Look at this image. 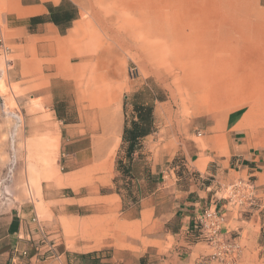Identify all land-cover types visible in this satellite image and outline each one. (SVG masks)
Wrapping results in <instances>:
<instances>
[{"label": "rangeland", "instance_id": "374dc122", "mask_svg": "<svg viewBox=\"0 0 264 264\" xmlns=\"http://www.w3.org/2000/svg\"><path fill=\"white\" fill-rule=\"evenodd\" d=\"M84 1L0 0L11 48L9 55L0 51V219L20 211L19 239L41 259L93 249L121 264L124 256L154 257L174 241L171 224L160 213L182 197L161 188L152 201L156 213L138 219L158 162L174 168L169 181L174 185L177 179L184 187L216 181L213 191L228 198L236 212L264 209V114H256L264 113V0H142L141 8L126 10L112 0ZM52 9L67 11L74 21L56 26L32 20L42 15L40 21H48ZM227 28L238 36L233 45L205 43ZM189 41L194 42L185 46ZM91 56L106 59L96 62ZM223 59L231 60L240 76L251 74L236 95L215 106L188 91L185 79L218 72ZM105 92L118 96L120 140L112 149V167L98 165L88 173L83 162L88 149L65 146L81 136L90 145L92 126L80 117L78 97L88 104ZM238 106L243 108L236 146L244 150L234 154L226 119ZM143 107L151 108L149 134L129 155L124 130L140 121ZM251 155L257 172H240ZM201 158L210 162L207 170L198 168ZM64 177L78 186H59ZM99 225L105 228H94ZM100 231V239H89ZM259 248L257 254L263 253ZM242 253L240 264H264L257 256L245 260Z\"/></svg>", "mask_w": 264, "mask_h": 264}, {"label": "crops", "instance_id": "0c3cea01", "mask_svg": "<svg viewBox=\"0 0 264 264\" xmlns=\"http://www.w3.org/2000/svg\"><path fill=\"white\" fill-rule=\"evenodd\" d=\"M21 14L25 15L24 13ZM71 21L74 20L72 19ZM47 23L55 24L48 20L39 21L38 25ZM90 59L96 60V62H104L106 58L102 60L101 57L98 59V57L91 56ZM81 61L86 62V58L81 59ZM90 80L95 81L93 77ZM84 101L82 97H78V110L82 120L88 121L92 126L91 143L90 145H85L84 140L86 136H81L79 138L68 139L66 143L68 146L65 147L73 151H86L88 149L87 153L83 156V162L87 165L85 171L95 173L98 170V165L112 167L113 164L112 149L116 148L114 145L115 141L119 142L120 140L118 96L115 95L110 98L105 92L100 97L97 95L92 96L88 104H84ZM104 103H107L108 107H105ZM240 108H243V106L230 109L226 119V129L229 133L234 154L243 152L244 150L236 146V139L239 133L237 127H239L241 119L240 112L238 111ZM260 112L262 110L256 112L257 118L259 115L264 114ZM257 131L262 134L261 129H257ZM77 144L80 146L77 147ZM250 158L251 163L244 164L242 162L239 165L240 172L250 171L251 174L257 172L259 168L257 158L252 155ZM209 163L208 160L201 158L198 162V168H205L207 170ZM157 165H159L158 171H152L153 175L149 177L150 179H147L153 191L142 199V207L140 208L138 219L151 211L156 213L158 207L152 201L160 197L158 191L161 188H164L162 189L164 194L176 192L177 197L182 196L179 201L170 205V208L173 206L172 209H166L160 213L164 218L163 222L171 224L169 232L170 235L174 236V241L164 253H156L157 255L154 257L147 255V253H141L136 258L124 256L119 258L122 264H229L230 261L227 257L224 259L213 258V245L205 239H198L195 236L197 220L202 216L204 209L208 207L216 208L223 217L218 245L228 247L231 244H238L240 246L239 253H241L242 249V256L246 253L243 256L245 260L248 258L255 259L256 256L264 260V252L257 254V249H260V245L264 248V240L260 238V231L264 228L263 208L236 212L232 206V202L228 198L218 196V191H213L216 181L208 184L197 180V182H191L184 187L178 185L177 179V183L174 185L175 182H169L174 179V168L170 164L165 166V164H160L159 162ZM75 177L77 176L74 175V179H76ZM74 179L72 177H64L63 181L56 182L61 187L76 186ZM161 179L164 180L161 181ZM83 185L85 184L83 183ZM19 216L20 211L19 213L11 212L5 218L0 219L7 220L0 225V264H121L119 261H116L114 256H109L106 252L101 251L102 249L68 250L54 257L38 258L36 254H33V251L27 248V244L19 239L23 233L22 220ZM98 227L105 228V225L95 226L94 228L98 229ZM101 233L102 231L98 232L96 237L94 235L89 239H100L103 234ZM242 256L240 258L243 259Z\"/></svg>", "mask_w": 264, "mask_h": 264}, {"label": "bare ground", "instance_id": "6f19581e", "mask_svg": "<svg viewBox=\"0 0 264 264\" xmlns=\"http://www.w3.org/2000/svg\"><path fill=\"white\" fill-rule=\"evenodd\" d=\"M82 1L85 2L84 0ZM112 1L116 3L115 7L119 10H126L133 6L136 8H141L142 6V0H122L121 4H118L117 0ZM233 31L234 28L223 29L222 31H219V33L215 36L209 35L206 38L207 40L205 41V43L210 46L216 44L219 45L220 43L221 45L225 44L226 46H228L229 44L233 45L238 39V36H236ZM190 42L194 41L186 42L185 46H190ZM234 66L235 64L231 60L228 61L226 59H223L222 63L219 65L218 72L208 73L206 76H203L202 79L199 78L198 80L191 81L185 79V81L188 83L187 90L191 91L192 93H196V96L200 99H203L204 101H215L214 105L218 106V104H220L223 99L236 95L237 92L240 91V88H242V86L245 84V78H247V76L251 74H243L244 76H240ZM226 73H228V75ZM227 76H229V78L221 83L220 86L212 85L213 83H216L217 80H221L222 78H226ZM104 104L105 107H108L107 103ZM249 106L251 108L255 105L249 103Z\"/></svg>", "mask_w": 264, "mask_h": 264}, {"label": "built area", "instance_id": "2783aa9c", "mask_svg": "<svg viewBox=\"0 0 264 264\" xmlns=\"http://www.w3.org/2000/svg\"><path fill=\"white\" fill-rule=\"evenodd\" d=\"M4 16L0 12V51L6 55L11 52L10 46L7 44L3 34ZM11 61V60H10ZM223 221L222 214L214 207L204 209L202 216L197 220L195 228V236L198 239H205L214 247L213 258H229V264H240L238 261L240 246L231 244L228 247L218 245L221 234V224Z\"/></svg>", "mask_w": 264, "mask_h": 264}, {"label": "trees", "instance_id": "16d2710c", "mask_svg": "<svg viewBox=\"0 0 264 264\" xmlns=\"http://www.w3.org/2000/svg\"><path fill=\"white\" fill-rule=\"evenodd\" d=\"M43 18V16L33 17L32 20H38ZM51 22H54L56 25L62 26L67 25L72 20V17L67 11H55L52 9V15L48 17ZM144 113L140 115V121H134L132 126L124 130V140L127 141L128 145V153L131 155L136 147L139 144L140 138L149 134L148 126L150 125L151 121V108L150 107H143L142 108Z\"/></svg>", "mask_w": 264, "mask_h": 264}]
</instances>
